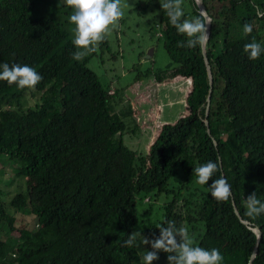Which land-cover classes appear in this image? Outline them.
<instances>
[{"label": "trees", "instance_id": "trees-1", "mask_svg": "<svg viewBox=\"0 0 264 264\" xmlns=\"http://www.w3.org/2000/svg\"><path fill=\"white\" fill-rule=\"evenodd\" d=\"M34 1L0 0V64H26L43 77L35 90L0 81V160L20 161L14 168L26 176L24 190L7 205L31 215L28 223L22 215L17 222L0 202V264H141L136 249L124 244L137 220L139 192L171 194L158 222L141 230L149 240L168 220L200 225L195 244L219 249L223 264H247L255 245L251 264H264V216L244 215L249 194L264 200V54L251 60L244 52L253 38L264 44V18L253 6L264 11V0H203L213 20L203 48L210 84L201 48L177 47L187 37L160 7L159 35L177 62L174 73L190 78L189 109L160 125L135 181L126 175L120 143L132 108L120 88L102 83L87 66L93 53L72 59V38L54 17L33 14ZM189 2L185 18L198 15ZM245 23L253 26L250 35ZM27 94L36 97L31 105L23 104ZM208 161L220 170L199 185L193 170ZM221 176L232 186L224 203L208 190ZM167 256L158 254L152 264H168Z\"/></svg>", "mask_w": 264, "mask_h": 264}, {"label": "rangeland", "instance_id": "rangeland-1", "mask_svg": "<svg viewBox=\"0 0 264 264\" xmlns=\"http://www.w3.org/2000/svg\"><path fill=\"white\" fill-rule=\"evenodd\" d=\"M122 4L125 12L123 18L118 26L105 35L106 43L98 46L86 64L102 83L120 88L123 101L133 110L131 115L123 118L125 128L120 133V143L126 175L131 181H135L137 174L147 167V145L160 125L172 122L188 112L185 95L191 82L189 77L174 73L177 62L168 54L163 37L159 35V0H122ZM183 7L184 11L190 9L189 0H184ZM71 12L64 0L34 1L33 14H47L57 19L69 38H73L70 29L74 27L68 19ZM148 49L151 54L145 56ZM139 52L143 54L138 58ZM35 101L36 97L27 94L23 104L31 105ZM10 161L0 160V202L6 211L14 214L17 222L22 215V222L28 223L31 220L30 214L21 213L7 205L11 195L24 190L26 185V176L17 174L14 168V164L18 167L20 161H14L13 165L11 159ZM169 185H175L173 178L169 179ZM147 196L144 197L141 192L137 194V220L132 230L139 231L143 237L141 230L158 222L162 204L171 194L161 192L156 196L150 195V198ZM185 225L196 242L200 225L193 229L186 223L182 226ZM135 249L141 264L144 251L152 250L150 245H141ZM158 254L168 255L162 251Z\"/></svg>", "mask_w": 264, "mask_h": 264}, {"label": "clouds", "instance_id": "clouds-1", "mask_svg": "<svg viewBox=\"0 0 264 264\" xmlns=\"http://www.w3.org/2000/svg\"><path fill=\"white\" fill-rule=\"evenodd\" d=\"M71 8L69 23L74 25L70 29L73 34L72 44L76 51L72 59L79 62L85 56L97 50L103 42L105 35L118 26L123 18L124 5L122 0H64ZM160 7L166 12L168 22L175 28L177 34L187 37L186 41H178L177 47L204 48L209 39L208 26L213 23L212 17L202 7L203 0H193V5L198 10V15L185 18L184 0H162ZM130 6V5H128ZM257 16L264 18V11L259 5L253 4ZM253 26L245 23L243 33L250 35ZM244 52L251 60L259 59L264 54V44L256 42L255 38L244 46ZM42 75L29 65L0 64V81L8 85H16L20 90L25 88L35 90V86L42 81ZM220 170V164L208 161L196 167L193 171L197 177L196 183L208 185L209 180ZM231 184L223 176L214 179L208 186L211 196L218 202H228L231 198ZM244 215L250 221L264 216V200H261L256 192H252L244 198ZM159 236L149 240L143 237L139 231L128 235L124 244L129 248H139L141 245H150L151 251H144L143 264H152L157 260L158 252L168 253V264H223L224 257L217 248L205 249L195 244L194 238L189 234L188 227L176 226L173 220L166 221L157 226ZM257 236V240L259 239ZM256 253H251L255 257Z\"/></svg>", "mask_w": 264, "mask_h": 264}, {"label": "water", "instance_id": "water-1", "mask_svg": "<svg viewBox=\"0 0 264 264\" xmlns=\"http://www.w3.org/2000/svg\"><path fill=\"white\" fill-rule=\"evenodd\" d=\"M202 7L204 8V5H202ZM205 9V8H204ZM201 52H202V54H203V59H204V62H205V66H206V68H207V73H208V83L210 84V82H211V76H210V73H209V65H208V62H207V58H206V56L204 55V49L203 48H201ZM150 54H151V50L150 49H148V51L146 52V54H145V56H150ZM208 98V97H207ZM206 111H207V105L205 106V113H206ZM204 122H205V124H207V120L206 119H204ZM206 131L207 132H209V130L208 129H206ZM235 212H236V210H235ZM243 222H245V220H243V219H241ZM253 230H254V232H255V234H256V243H257V236L259 235V228L257 227V226H255V227H253ZM255 243V244H256ZM255 247H256V245L253 247V249H252V252L251 253H253V252H255ZM251 258H252V256H251V254H250V257H249V259H248V262H247V264H251Z\"/></svg>", "mask_w": 264, "mask_h": 264}, {"label": "built area", "instance_id": "built-area-1", "mask_svg": "<svg viewBox=\"0 0 264 264\" xmlns=\"http://www.w3.org/2000/svg\"><path fill=\"white\" fill-rule=\"evenodd\" d=\"M108 91H111V89H110V90H108Z\"/></svg>", "mask_w": 264, "mask_h": 264}]
</instances>
